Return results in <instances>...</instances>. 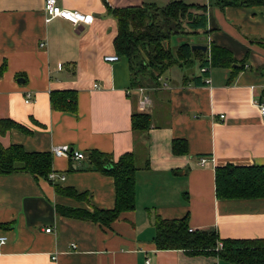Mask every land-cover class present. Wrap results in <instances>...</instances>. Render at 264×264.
I'll return each instance as SVG.
<instances>
[{"label": "crops", "instance_id": "1", "mask_svg": "<svg viewBox=\"0 0 264 264\" xmlns=\"http://www.w3.org/2000/svg\"><path fill=\"white\" fill-rule=\"evenodd\" d=\"M177 1L207 17L205 29L188 34L205 40L200 44L207 52L211 44L227 49L233 64L208 65L203 75L195 60L190 68L174 65L177 71L171 66L154 79L149 69L133 70L124 55L104 60L116 54L112 9L161 10ZM217 1L57 0L62 8L93 16L91 23L75 26L61 17L45 21L44 0H0V118L19 125L0 134V143L50 153L69 144L84 154L79 160L51 154V171L65 176L56 182L27 172L0 174V236L7 238L0 244V264H145L146 259L232 264L212 255L157 249L156 217L187 216L189 228L214 230L223 239L264 238V198L215 194V167L264 164V124L257 107L264 100V7H220ZM197 76L202 84H195ZM138 87L151 100L145 111L138 108ZM52 91L74 92L75 113L54 109ZM137 112L150 116L143 133L131 128ZM174 139L186 142V152L173 153ZM93 150L114 161L128 151L136 154L135 207L109 227L57 212L58 206L114 207V180L95 167ZM201 157L209 163L199 164ZM56 185L86 198L59 194Z\"/></svg>", "mask_w": 264, "mask_h": 264}, {"label": "trees", "instance_id": "2", "mask_svg": "<svg viewBox=\"0 0 264 264\" xmlns=\"http://www.w3.org/2000/svg\"><path fill=\"white\" fill-rule=\"evenodd\" d=\"M217 4L220 7L226 5L264 7V0H219ZM111 11L118 24L113 41L116 54L126 56L136 72L149 69L154 73L155 79L156 74L174 65L190 68L195 60L199 61V68L208 65L227 66L235 62L227 49L217 45L211 44L209 51L205 53L201 50L192 51L187 42L178 44L174 51L165 46V39L173 33L181 31L188 34L191 30L206 28V14L194 13L182 2H171L161 10L134 7L114 8ZM181 26L183 28L179 29ZM193 78L195 84H202L199 81L200 76ZM134 81L137 82L136 78ZM50 101L54 109L70 113L76 111V96L72 91H52ZM150 124V116L145 112L133 113L131 116L133 132L143 133L148 130ZM18 126L11 119L0 118V134ZM172 151L175 154L186 152V142L174 139ZM89 155L95 167L114 180V207L112 209L92 207L88 210L58 206L57 212L109 227L122 211L135 207V172L138 168L136 154L135 151L125 152L116 161L110 155L96 150L90 151ZM51 162L50 152H27L21 145L3 147L0 143V174L27 172L36 178L47 179L51 171ZM148 165L149 161L146 159L145 167ZM55 189L59 194L86 198L84 193H77L69 187L56 185ZM215 194L218 199L264 198V164L227 163L215 167ZM87 200L89 201L88 198ZM155 227L154 243L157 249H178L188 255H212L232 264H264V238L223 239L214 230H189L187 216L181 219L156 217Z\"/></svg>", "mask_w": 264, "mask_h": 264}, {"label": "built area", "instance_id": "3", "mask_svg": "<svg viewBox=\"0 0 264 264\" xmlns=\"http://www.w3.org/2000/svg\"><path fill=\"white\" fill-rule=\"evenodd\" d=\"M44 18L45 21H48L52 18L55 17H61L63 19H66L70 21L73 25L77 26L80 25L81 23H91L93 21V16L92 15H86L83 13H80L78 11L74 10H69L66 8H62L58 5L57 0H44ZM45 43H40V46L43 47ZM119 59V56L117 54H111V55H106L104 57V60L107 62H114ZM208 71V66L206 67H200V72L201 73H206ZM204 82L208 83L209 82V77L204 78ZM163 86H166V82H163ZM143 87H138L137 91L139 92V99H138V108L141 111H145L151 104V100L149 95L144 93ZM31 95L29 93L26 94L25 96V102L30 103L32 101ZM257 107L259 111V115L261 118L262 123L264 124V100H259L257 101ZM221 118H223V115H220ZM51 154L53 156H59V155H69V157L79 160L84 158V154L81 151L78 150H73L69 144H63V145H58L52 148ZM209 161L206 157H201L199 159V164L205 165L208 164ZM47 179L51 182H56L58 180H64L65 176L64 174H57L53 171H50L48 173ZM189 230H193L192 228H189ZM46 232L50 231V228L45 229ZM7 240L6 236L1 235L0 236V244L5 243ZM73 248H75V245H71ZM221 246V245H219ZM55 258V257H53ZM145 264H152V262L149 259H146Z\"/></svg>", "mask_w": 264, "mask_h": 264}, {"label": "rangeland", "instance_id": "4", "mask_svg": "<svg viewBox=\"0 0 264 264\" xmlns=\"http://www.w3.org/2000/svg\"><path fill=\"white\" fill-rule=\"evenodd\" d=\"M178 23H181V22H178ZM182 28H183V26H181V28H179V29H182ZM181 42H190V43L193 44L195 42L202 43V42H205V40L201 39L200 37H197L196 35H193V34L189 35V34H185L184 32L179 31V33H177V34L173 33V34H171L169 36L168 39H165L164 44H165L166 47L168 46V47H170V49H172L174 51L175 48L178 46V44H180ZM136 67H138V66H136ZM197 68L198 67L196 65H194V68H191V69H193L194 72H195V71H197ZM172 69H173L172 71H177L178 70V68L176 66H174ZM169 71H171V70H169ZM169 71L166 72V75L169 74ZM189 71H192V70L189 69ZM138 74L139 73H137V75Z\"/></svg>", "mask_w": 264, "mask_h": 264}, {"label": "water", "instance_id": "5", "mask_svg": "<svg viewBox=\"0 0 264 264\" xmlns=\"http://www.w3.org/2000/svg\"><path fill=\"white\" fill-rule=\"evenodd\" d=\"M190 48L192 51L194 50H201L202 52H207L208 50V46L205 45V44H200V43H197V44H191L190 45Z\"/></svg>", "mask_w": 264, "mask_h": 264}]
</instances>
